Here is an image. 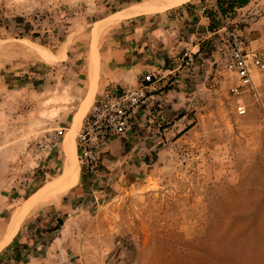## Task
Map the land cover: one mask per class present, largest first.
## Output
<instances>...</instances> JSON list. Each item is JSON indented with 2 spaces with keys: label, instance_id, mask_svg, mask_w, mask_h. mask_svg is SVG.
<instances>
[{
  "label": "rangeland",
  "instance_id": "1",
  "mask_svg": "<svg viewBox=\"0 0 264 264\" xmlns=\"http://www.w3.org/2000/svg\"><path fill=\"white\" fill-rule=\"evenodd\" d=\"M149 1L0 0V59L35 64L24 71L42 87L0 94V104L8 102L0 105V264H264L263 114L245 95L247 112L239 116L232 82L214 65L224 22L246 28L248 51L264 47V0L221 13L223 21L217 0L137 16L187 15L178 26L188 35L203 27L191 21L192 9L213 12L196 83L165 88L142 126L111 138L94 175L82 172L73 145L76 185L31 206L15 225L18 209L59 183L69 166L65 136L74 131L75 142L79 112L88 109L86 99L76 108L63 90L76 61L69 70L60 62L90 45L89 65L91 56L97 63L102 30ZM257 84L264 102V73Z\"/></svg>",
  "mask_w": 264,
  "mask_h": 264
},
{
  "label": "crops",
  "instance_id": "2",
  "mask_svg": "<svg viewBox=\"0 0 264 264\" xmlns=\"http://www.w3.org/2000/svg\"><path fill=\"white\" fill-rule=\"evenodd\" d=\"M192 11L196 14L191 15L190 18L196 17L198 25L202 24L203 27L195 28L196 30L188 35H185V30L178 26L180 24L178 19L187 20L188 18L187 15H183L184 13L181 14V16H184L183 18H172L173 13L168 12L158 20L152 18L153 16H141L138 18L122 19L109 24L107 28L102 30L95 45L97 63L95 62L96 76L94 88H91L90 81L89 45L87 53L71 54L68 51V53L66 52L67 60L60 62L66 70H69L73 67H68L69 64L76 61L74 67L77 68L74 71L75 77L72 81L69 80V85H66L63 90H67L72 101L73 99L77 100L76 108H79L81 102L86 99L88 101L87 108L89 109L92 103L105 92H121L125 88L138 86L142 76L147 73L162 77L167 76V79L173 78L174 82L172 84L174 86L172 88H188V86H192V83H196V79L199 76L198 71L203 67L197 61L200 58L202 59L203 56L202 50L205 38H202V35L205 33V30L208 33L212 30L210 24L212 25V19L215 16L213 12H209L205 7L192 9ZM208 14L212 15L213 18L211 20ZM185 51L195 53V62L189 70L183 68L179 71L177 70V59ZM37 58L38 62L46 65V68L52 65L39 57ZM30 65L32 64H25L23 61L19 63L16 61L11 62L8 58L1 57L0 94L3 97L13 96L15 93L27 92L30 88L40 87L38 86V82L33 81L35 73L33 71L31 73L24 71L25 66L30 67ZM25 73L31 76H24L26 75ZM69 73L70 75L68 73L66 75H68V78H72V70ZM91 90L92 95L89 96ZM0 105L1 108L6 107L8 102L2 100ZM88 109L78 125L77 133L81 128ZM146 120L145 116L142 117L129 130L133 126L136 127V125L142 126ZM77 133L75 134L77 135ZM75 142L73 145L76 149Z\"/></svg>",
  "mask_w": 264,
  "mask_h": 264
},
{
  "label": "built area",
  "instance_id": "3",
  "mask_svg": "<svg viewBox=\"0 0 264 264\" xmlns=\"http://www.w3.org/2000/svg\"><path fill=\"white\" fill-rule=\"evenodd\" d=\"M215 12L223 21L218 8ZM232 25L224 22L215 33L219 34V41L214 49L217 56L214 65L217 72L227 74L232 82L236 113L239 116L246 114L247 105L243 98L248 95L258 103L264 118V102L257 84L264 73V47L248 51L246 28L237 29ZM194 62L195 53L185 51L177 59V70L189 68ZM166 77L144 74L138 86L121 92H105L92 103L76 136L77 158L85 175L92 176L98 172L103 149L111 138L126 135L145 111L155 110L154 106L165 88L173 85L169 80L163 82ZM61 132L59 130L54 137L57 138Z\"/></svg>",
  "mask_w": 264,
  "mask_h": 264
},
{
  "label": "bare ground",
  "instance_id": "4",
  "mask_svg": "<svg viewBox=\"0 0 264 264\" xmlns=\"http://www.w3.org/2000/svg\"><path fill=\"white\" fill-rule=\"evenodd\" d=\"M187 1H189V0H152V1H149L146 3L138 4L137 6H135L134 8H132L131 10H129L127 12L123 11L124 13L122 12L123 14H120V15L123 17V19H128V18L140 16V15L156 14L159 12H163V11L173 7V6H181L184 3H186ZM44 61L50 62V63L53 62L51 60H48V61L44 60ZM89 69H90L89 71H90L91 88H94L93 85H94L95 76H96L94 56H91ZM92 90L89 93V96L92 95ZM85 104H86V106H84V108L87 107L88 101ZM80 111L81 112H79L76 127L80 123V120H81L83 113H84V109H81ZM74 129L75 128H73V130ZM73 132L74 131L70 130L66 134L64 142H63V148H64L65 156L68 160L67 162H68L69 166L63 172L59 183H57L56 185H53L51 188H48V189L45 188V190L41 189L42 191L35 194L30 199L28 204H26L22 208L20 207L21 209H18V211L16 212V215L14 216V219H13L14 221H16V224H15L16 226H18V224L21 222V220L23 219L27 210L29 208L31 209V206L33 207V205H35L36 203L42 202V201L49 199L50 197H53L55 195L65 193V192L69 191L70 189H72L76 185V183L78 181V177H79V170H78V166L76 164H74L70 158V153H71V150H72V147L74 144Z\"/></svg>",
  "mask_w": 264,
  "mask_h": 264
},
{
  "label": "trees",
  "instance_id": "5",
  "mask_svg": "<svg viewBox=\"0 0 264 264\" xmlns=\"http://www.w3.org/2000/svg\"><path fill=\"white\" fill-rule=\"evenodd\" d=\"M247 3V0H229L227 6H224L220 0H217L216 6L221 13H226L235 10L237 7L241 8ZM236 7V8H235ZM210 17V14H208ZM211 25V24H210ZM213 25V22H212Z\"/></svg>",
  "mask_w": 264,
  "mask_h": 264
}]
</instances>
